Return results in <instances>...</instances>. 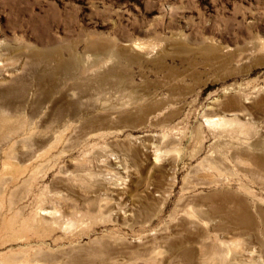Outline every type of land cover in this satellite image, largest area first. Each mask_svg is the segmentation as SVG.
Listing matches in <instances>:
<instances>
[{"label":"rangeland","instance_id":"1","mask_svg":"<svg viewBox=\"0 0 264 264\" xmlns=\"http://www.w3.org/2000/svg\"><path fill=\"white\" fill-rule=\"evenodd\" d=\"M0 264H264V0H0Z\"/></svg>","mask_w":264,"mask_h":264}]
</instances>
